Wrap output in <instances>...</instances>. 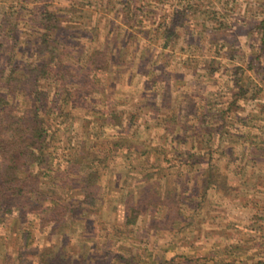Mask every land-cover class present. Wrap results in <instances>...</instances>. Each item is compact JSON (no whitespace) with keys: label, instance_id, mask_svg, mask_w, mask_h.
<instances>
[{"label":"rangeland","instance_id":"rangeland-1","mask_svg":"<svg viewBox=\"0 0 264 264\" xmlns=\"http://www.w3.org/2000/svg\"><path fill=\"white\" fill-rule=\"evenodd\" d=\"M125 1L102 0L95 8L79 0H74L73 5L68 0H52L49 4L48 0L39 2L48 5L51 10L60 8L58 13L64 16L62 22L66 32L73 36L70 42L73 52L78 50L79 53L80 49H84V55H87L93 49H100L109 53L115 61H120L113 65L108 63L104 70L91 72L88 79L83 77L80 87L92 89L95 99L104 101L100 105L106 107V111L112 108L116 112L121 111L123 118L120 126L127 127L119 135L113 128L106 127L98 132L97 137L92 136L91 124L86 126L83 122L87 111L81 107L72 108L68 113L71 124L64 132L63 129L57 132L59 140L55 142L56 152L53 154L62 157L69 149L73 152L81 146L84 140L98 143L92 148L89 147L90 142H86V151L93 149L95 153H103L111 145L105 142L106 139H116L117 135L132 144L156 150L151 154L146 151L136 153L130 149L117 151L104 161L106 169L101 168L98 159L91 162L93 156L88 157L86 164L97 165L101 172L96 190L104 198L99 213L102 220L87 225L80 222L64 224L61 229L63 235L50 233L49 223L35 229L36 225L24 226L25 223H21L15 226L10 222H1L0 264H18L16 259L19 255L26 263H34L42 248L53 243L74 253L80 252L82 247L91 259L115 253L137 255L143 262L139 264H161L171 258V264H181L183 254L193 258L191 264H264V50L260 69L263 68V71L258 75L256 70L247 67L252 53L261 44L264 46V26L258 27L255 23L251 37L243 32L249 27L247 22L250 20L258 23L264 20V7L258 6L260 2L264 4V0H237L235 4L231 0H203L199 5L201 12L193 9L189 14L180 13L188 24L184 23L174 30L179 35L176 43L169 45L164 52L152 41L157 35L154 27L159 21L161 7H165L164 12L168 14L184 7L175 4L174 0L157 4L152 24V14L145 12L144 7L136 2L133 11H136L137 20H141L142 25L130 27L129 24H122L124 15L131 9ZM193 1L196 5L200 3ZM208 1L220 10V2H225V19L233 21L235 26L221 30L203 29L200 20L206 8L203 4ZM9 2L0 1V15L4 9L9 13ZM36 2L38 0H31L27 7L18 10V15L10 17L18 19L16 36L21 41L30 39L31 28L24 21L33 19L30 9ZM68 7L72 14L64 10ZM111 10L117 12L110 13ZM200 35H203L201 40ZM261 36L263 39H260ZM9 41L12 43L14 39ZM235 41L237 44H234ZM187 42L193 43L188 46ZM224 42L232 44V47L223 49L220 45ZM9 51L8 47L4 49L5 58L10 55ZM16 51L17 58L27 60V49ZM161 52L170 55L166 68H162ZM143 56L148 57V63L160 67L150 69V76L152 73L157 75L151 91L144 88L145 76L137 67L138 59ZM131 59H134L132 63H127ZM73 61L63 59L65 63ZM234 65L243 68L236 74L241 77L238 84L233 80ZM240 85L246 89L245 98L238 96ZM232 93H237L238 99L231 105ZM18 100L26 102L24 98ZM204 103L211 106V113L206 119L212 122L214 133L210 137L207 134L195 135L199 144L192 151L201 147V152H198L202 154L208 152L211 145L210 163L222 174L218 184L211 185L204 195L194 196L196 198L192 203L181 204L174 211L165 212L159 208L154 220L160 222L166 215L168 222L159 226L152 220L158 224L157 229L149 227L150 218L147 216H141L135 225L126 229L119 227L124 217V200L130 193L134 199L139 195V180L147 172L162 168L159 174L151 177V181L159 182L156 185L161 195L179 191L185 178L182 175L177 180V171L185 173L186 168L184 165H181L182 170L178 168L181 161L177 160L176 151L192 146L194 138L189 136L193 133V125H200L196 117L203 114ZM240 117H243L242 121H239ZM179 121L186 123L188 128L177 127L178 134L171 141L172 136L166 135L165 129L172 128ZM163 152L168 156L164 155V158ZM208 158L209 153L199 159L204 163ZM224 164L227 165L226 170L223 169ZM123 197L126 198L123 200ZM175 211L182 215H175ZM27 232L29 235L25 239ZM89 261L90 258L86 260Z\"/></svg>","mask_w":264,"mask_h":264},{"label":"trees","instance_id":"trees-1","mask_svg":"<svg viewBox=\"0 0 264 264\" xmlns=\"http://www.w3.org/2000/svg\"><path fill=\"white\" fill-rule=\"evenodd\" d=\"M30 1L10 0L7 6L10 9L9 13H6L4 9L0 15V57H2L0 62V223L10 222L15 226L25 223L24 226L36 225L35 229L37 226L49 223L51 224L50 233L63 235L64 231H61V229L64 224L80 222L87 225L99 223L102 220L99 213L104 205V198L96 190L101 172L99 167L91 162L98 159L101 168L106 169L107 165L104 161L108 156H114L117 151L130 149V151L136 153L146 151L151 154L156 148L141 147L130 143L123 137L119 138L118 135L127 129V127L121 128L120 126L123 118L122 112H116L113 108L106 111V107L100 105L104 101H101L100 98L95 99L93 93H91L92 89L86 88L84 90L80 87L83 84V77L88 79L91 72L104 70L108 63L113 65L118 64L120 61L118 59L115 61L109 53L100 49H93L87 55H84V49H80L79 53L78 50L73 52V49H70L72 48L70 42L73 40V36L71 33L66 32V26L62 22L64 16L58 13L60 8L51 10L48 5L39 3L43 0H38L30 9L33 19L29 18L24 21L31 28L28 36L30 39L25 38L21 41L16 36L18 19L14 20L10 17L11 15H18V10L27 7L26 5ZM50 1L52 0H48L47 4ZM68 1L73 5L74 0ZM79 1L90 6V8L92 6L95 8L102 0ZM166 1L126 0L125 4L131 9L124 15L125 20H122V24H129L130 27L131 25H142V21L137 20L136 11H133L136 2L144 7L145 12L152 14L150 20L153 24L155 22L154 17L157 14V4H165ZM190 1L174 0L175 4L182 5L184 8L182 10L181 8L175 9L170 14L164 12L166 11L165 7H161L159 21L154 27L157 35L152 38V41L163 52L169 45L173 46L176 43V38L179 35L174 30L181 28L185 23V18L181 17L180 13L189 14L193 9L201 12L199 5L203 3V0H196L200 2L198 5L194 1L193 3H190ZM230 2L235 4L237 0H231ZM151 5L152 8H150ZM225 5V2L221 1L220 8L222 10H220L212 6L209 1L203 4V8L206 7L200 20L203 29L221 30L235 26L233 21L225 19L223 13L225 12ZM258 6L262 8L264 4L260 2ZM64 10L72 14L69 7ZM112 12L116 13L117 10H111L110 13ZM65 15H67L66 12ZM209 21L211 23H208ZM255 23L258 27L264 26V20L259 21V23L250 20L247 22L249 27L247 26V29L243 31L245 32L244 35L251 37L254 33L253 28L256 27ZM202 36H199L200 40ZM262 36L260 39H263ZM121 38H123V35ZM10 39H14V41L10 43ZM190 42H187L186 45L189 46L193 43ZM234 44H237L236 41ZM123 45H125V41ZM220 46L227 49L231 48L232 44L224 42ZM6 47L10 49L8 58L3 56ZM24 48L28 52L26 61L23 58L16 57V49L21 50ZM263 50L264 46L261 44L247 61V67L256 70L258 75L263 71V68L260 70L263 63L261 60ZM76 53L77 55H74ZM162 55L164 61L162 68H166L169 66L170 55L168 53L164 55L161 52ZM66 58L74 60L73 63L63 62V59ZM133 60L131 59L127 63L131 64ZM137 67L139 72L143 73V77L145 76L144 88L148 91L154 89L157 75L152 73V76H150V69L155 70L160 67L148 63V57L144 56L138 59ZM233 68L235 69L233 80L238 84L241 77H237L236 74L238 70H243V68L238 65H234ZM167 84H170V79ZM238 93H240L238 96L245 98L246 89H243L240 85ZM235 94L237 93L231 94V105L238 99ZM21 98H24L26 102L18 100ZM75 107H81L82 110L87 111L84 114L83 122L86 126L91 124L93 128L92 136L97 137L98 132L103 131L106 127L113 128L115 134H118L116 139H106L105 142L111 145L107 150L102 151L103 153H95L93 149L92 151H86L87 146L84 145L86 142V144L90 142L89 147L92 148L96 147L98 143L92 140H84L81 141V146H78L73 152H70L69 149L62 157L53 154V152H56L54 151L55 142L59 140L57 132L60 129H63L64 132L69 128L71 120L68 113L70 109ZM210 110L211 106L204 103L201 112L203 114L196 117L197 123H200V125H193V133L189 136L194 138L192 146L183 149V151H176L177 160L181 161L178 168L182 170L181 165L186 168L185 173L177 171V180L182 175L185 178L182 186L179 187V191L177 193L173 192V194L166 192L161 195L157 191L158 187L156 185L159 182L157 180L151 181V177L153 178L155 173L159 174L162 168L147 172L139 180V184H141L139 195L135 199L132 197V193L128 194L127 198L125 197L126 199L123 197V200L125 199L124 217L119 227L126 229V227L135 225L141 216H147L150 218L149 227L157 229L158 224L154 223L157 218L155 215L161 209L165 212L174 211L181 204L192 203L193 199L196 198L194 196L204 195L206 189L211 185L218 184L222 174L214 164L210 163L211 145L210 150L202 154H200L201 147L196 148L200 152L192 151V148L197 147L199 144L198 139L194 137L195 135L201 134L203 136L207 134L210 137L214 133L212 122L206 119L211 113ZM262 111H264V108ZM158 112L160 113V111ZM242 120L243 117H240L239 121ZM177 127L180 129L188 128L186 123L179 121L174 123L172 128L165 129L166 135L172 136L171 141H174L175 136L178 134ZM101 144L103 145V143ZM258 149L261 150L260 147ZM207 153H209V158L202 163L199 158ZM162 154L168 156L165 152ZM90 156H93V158L91 162L86 164V160ZM165 160L169 159L166 158ZM226 168L227 165L224 164L223 169L226 170ZM190 183L192 184L190 185ZM142 184H144V187ZM176 184L179 185L180 182L177 181ZM72 189L74 191L68 193ZM178 211H175V215H182ZM165 221L168 222L166 215H163L160 222L156 223L161 226L166 223ZM28 235L27 232L25 239L28 238ZM57 245V243H53L43 247L37 261L34 263H26L20 255L16 260L18 264H90L91 261L94 264L143 263L137 255L125 256L122 253L91 259L89 254H85L82 247L80 252L74 253L73 251H67L63 246L59 247ZM88 258H90V261L86 262ZM182 258L181 264H191L193 259L184 254ZM172 260L173 258L167 261L164 260L162 263L171 264Z\"/></svg>","mask_w":264,"mask_h":264}]
</instances>
